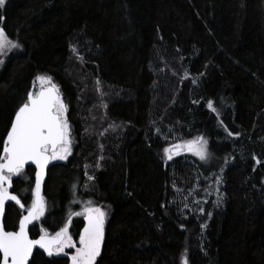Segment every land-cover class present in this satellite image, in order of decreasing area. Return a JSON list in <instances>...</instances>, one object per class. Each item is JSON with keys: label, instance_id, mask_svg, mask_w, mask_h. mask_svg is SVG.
<instances>
[{"label": "trees", "instance_id": "trees-1", "mask_svg": "<svg viewBox=\"0 0 264 264\" xmlns=\"http://www.w3.org/2000/svg\"><path fill=\"white\" fill-rule=\"evenodd\" d=\"M0 17L20 46L0 55V151L37 76L59 88L71 127L32 237L61 227L75 185L106 211L97 264H264V0H5ZM197 137L206 161L166 160ZM33 187L28 167L5 230ZM29 264L68 263L35 251Z\"/></svg>", "mask_w": 264, "mask_h": 264}, {"label": "snow or ice", "instance_id": "snow-or-ice-1", "mask_svg": "<svg viewBox=\"0 0 264 264\" xmlns=\"http://www.w3.org/2000/svg\"><path fill=\"white\" fill-rule=\"evenodd\" d=\"M4 5L5 0H0V7ZM19 47L0 28V55ZM36 80L40 82L39 90L29 91L16 110L0 151V217L6 201L15 202L21 210L24 209L21 199L10 193L9 189L12 187L13 177L23 175L26 164L31 162L35 165V186L31 188L32 201L27 214L20 216L16 230H5L0 218V264H29V258L37 247L43 249L48 256H67L65 249H74L70 256L71 264H97L105 238L106 213L100 207L92 206L91 202L82 212L71 214L83 216V228L79 230L78 239H74L69 232L71 216L68 223L54 235L41 228L38 238H30L29 225L39 221L45 214V200L41 194L45 168L50 161L66 160L72 148L71 127L66 117L67 106L58 87L46 75L37 76ZM207 106L215 110L212 101H208ZM182 148L192 152L201 161H206L210 156L207 141L203 137H197L193 141L165 148L166 158L171 160L174 155L180 154ZM88 179L93 177L89 176ZM182 264H188L186 258L182 259Z\"/></svg>", "mask_w": 264, "mask_h": 264}, {"label": "rangeland", "instance_id": "rangeland-1", "mask_svg": "<svg viewBox=\"0 0 264 264\" xmlns=\"http://www.w3.org/2000/svg\"><path fill=\"white\" fill-rule=\"evenodd\" d=\"M8 52H10V51H6V53H8ZM39 88H40V82L37 81L36 84H35V91H38ZM58 89H59V88H58ZM66 117H67V112H66ZM193 140H195V139H192V140H189V141H193ZM185 142H187V141H183V142H181V141H179V142H175V143H172V144H170L169 146H167V148L170 147V146H172V145H175V144H177V143L184 144ZM184 155L192 156V157H195V158L199 159V158H198L196 155H194L192 152L186 151L184 148H182V149L180 150V154H178V155H174L173 158H174V157H178V156H184ZM68 157H69V156H68ZM165 158H166V155H165ZM67 159H68V158H67ZM67 159H66V160H67ZM66 160H54V161H52V162H64V161H66ZM166 160H168V159L166 158ZM199 160H200V159H199ZM219 184H220V181H219V179H217V180L211 185V187H210V189H209V191H208V195H209V196H213V197L216 199L217 203H220V202L222 201V197L219 196V193H218V187H219ZM77 191H78L77 187H74V188H73V191H72V193H73V200H72L73 202H72V206H71V208L69 209V211H68V213H67V216H68L67 219L69 220V217L71 216V221H73L74 219H82V218H83V216H72L71 214H72V213H75V212H82L83 209H84L86 206H88V203H89V202H91V205H92V206L100 207V206H98V205H95V204L93 203V201H90V200H88V199L83 200V198L79 197L78 194H76ZM100 208L106 213V211H105L104 208H102V207H100ZM46 211H47V205L45 204V214H44L43 217L40 218V220H42V219L45 217V215H46ZM106 219H107V216L105 217V222H106ZM40 220H39V221H40Z\"/></svg>", "mask_w": 264, "mask_h": 264}, {"label": "flooded vegetation", "instance_id": "flooded-vegetation-1", "mask_svg": "<svg viewBox=\"0 0 264 264\" xmlns=\"http://www.w3.org/2000/svg\"><path fill=\"white\" fill-rule=\"evenodd\" d=\"M71 151H72V149H71ZM71 156V154L69 155V157ZM68 157V158H69ZM50 163H52V161H50ZM25 169V168H24ZM16 179V178H15ZM14 179V180H15ZM13 180V181H14ZM27 210H25V212H26ZM25 212H23V214L25 213ZM22 214V215H23ZM68 219H65L64 220V222L61 224V227L60 228H62L66 223H68ZM39 221H35L34 222V224L33 225H36V223H38ZM72 222L73 221H71V223L69 224V232L73 235V238L74 239H78V233H79V230L80 229H82L83 228V218L81 219V224L77 227V229H74L73 228V224H72ZM32 225V226H33ZM59 228V229H60ZM59 229L58 230H56L54 233H52V232H49V231H47L50 235H54L57 231H59ZM39 232V234H40V230L38 231ZM29 234H30V232H29ZM39 234H37L36 236H31L30 235V238H33V239H35V238H37L38 236H39ZM65 252H67L68 253V255L66 256V255H64V254H60V255H53L54 257H63V258H65L66 260H67V263L68 264H71V262H70V256H71V254L74 252V249H65Z\"/></svg>", "mask_w": 264, "mask_h": 264}, {"label": "water", "instance_id": "water-1", "mask_svg": "<svg viewBox=\"0 0 264 264\" xmlns=\"http://www.w3.org/2000/svg\"><path fill=\"white\" fill-rule=\"evenodd\" d=\"M31 91H35V89L32 88ZM14 116H15V114H14ZM14 116H13V119H14ZM13 119H12V120H13ZM6 134H7V133H6ZM5 136H6V135H5ZM49 166H50V162H49V164L47 165V167L45 168V174H44V178H43L42 186H41V194H42V196H43V190H44V185H45V182H46L47 171H48ZM28 167H31V168H33V170H34V186H35V165H34V164H31V162H29V164H26V165H25V168H28ZM15 178H16V177H13V180H14ZM13 180H12V183H13ZM9 192L12 193V187L9 189ZM12 194H14V193H12ZM9 204H15V202H12V201H6V202H5L4 210H3V214H2V217H0V218H2L3 225H4V217H5V213H6V208H7V206H8ZM26 214H27V211H26L23 215H26ZM34 222H35V221H34ZM34 222H33V224H34ZM33 224H32V225H33ZM32 225H29V230H30V228H31ZM37 238H38V237H37ZM35 239H36V238H35ZM35 251H39V252H41V253L47 255V254L43 251V249H39L38 247L35 248V249L33 250V255H34ZM33 255L29 258V263H30V261H31V259H32V257H33Z\"/></svg>", "mask_w": 264, "mask_h": 264}]
</instances>
